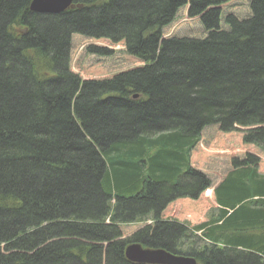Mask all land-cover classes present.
<instances>
[{"label":"trees","instance_id":"1","mask_svg":"<svg viewBox=\"0 0 264 264\" xmlns=\"http://www.w3.org/2000/svg\"><path fill=\"white\" fill-rule=\"evenodd\" d=\"M31 1L0 0V264H132L195 231L201 264H264L261 165L195 155L264 137V0Z\"/></svg>","mask_w":264,"mask_h":264},{"label":"rangeland","instance_id":"2","mask_svg":"<svg viewBox=\"0 0 264 264\" xmlns=\"http://www.w3.org/2000/svg\"><path fill=\"white\" fill-rule=\"evenodd\" d=\"M90 77H94V75L92 76L90 75ZM263 123L261 125L258 124L257 127L264 126ZM235 128L236 129L239 128V131L241 132H235V133L224 135L222 134L221 131L217 129H212V135H210L208 139L202 145L203 147L207 146L206 150L204 151V153H202L200 151L201 149H197L195 151L196 157L198 155H201V156L206 155L211 159H215L213 156L214 154H217V155H220L221 157L230 158L232 154L236 152L242 155L244 153V154H248L250 157L255 159V161L259 162L261 166L258 167V172L260 174H264V137H258V138L251 137L249 140L245 141V137L249 136L248 135L249 131H251L250 129H254V125L249 126V128L247 126H245V128L242 127L243 129L240 128V126H236ZM231 160L227 162H231ZM232 161H234V158ZM216 215H217V212L216 210H214L213 206H208V207H205L202 212H200V217H199V214L197 215L194 214L192 215L191 219L188 217H183L181 222L186 224L187 228L190 229V231H192L191 230L192 227L199 226L203 222L207 223L208 221L212 220V218H216ZM145 222L148 223V221H145ZM140 226H143V225L136 224V225L130 226V230L127 232L124 231L122 237H125V236L128 237L129 235L132 234L134 230H136L135 228H138ZM189 233H190L189 236H187L188 238L187 243H185L182 250L180 251V254H181L180 256L188 257L186 256V254L188 255L191 251L192 252L198 251V253H200L202 248L209 247V244L206 243L201 238L202 236L200 234H193L195 235L193 236L191 232Z\"/></svg>","mask_w":264,"mask_h":264},{"label":"water","instance_id":"3","mask_svg":"<svg viewBox=\"0 0 264 264\" xmlns=\"http://www.w3.org/2000/svg\"><path fill=\"white\" fill-rule=\"evenodd\" d=\"M73 0H32L29 10L34 13H60L71 6ZM125 258L136 264H195L190 258L171 256L163 251L143 250L139 245H130L124 252Z\"/></svg>","mask_w":264,"mask_h":264},{"label":"flooded vegetation","instance_id":"4","mask_svg":"<svg viewBox=\"0 0 264 264\" xmlns=\"http://www.w3.org/2000/svg\"><path fill=\"white\" fill-rule=\"evenodd\" d=\"M195 250V249H194ZM196 251V250H195ZM196 252H198V251H196ZM198 254V253H197Z\"/></svg>","mask_w":264,"mask_h":264}]
</instances>
